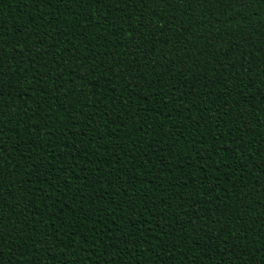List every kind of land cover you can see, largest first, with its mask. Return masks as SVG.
<instances>
[{
    "label": "trees",
    "instance_id": "16d2710c",
    "mask_svg": "<svg viewBox=\"0 0 264 264\" xmlns=\"http://www.w3.org/2000/svg\"><path fill=\"white\" fill-rule=\"evenodd\" d=\"M0 264H264V0H0Z\"/></svg>",
    "mask_w": 264,
    "mask_h": 264
}]
</instances>
